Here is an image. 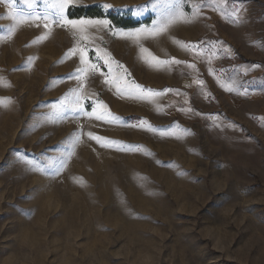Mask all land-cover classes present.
<instances>
[{
	"label": "rangeland",
	"instance_id": "obj_1",
	"mask_svg": "<svg viewBox=\"0 0 264 264\" xmlns=\"http://www.w3.org/2000/svg\"><path fill=\"white\" fill-rule=\"evenodd\" d=\"M56 2L0 0V264H264V4L250 23L185 40L217 76L198 72L206 103L192 104L171 82L176 63L150 64L141 46L183 62L175 37L210 0H72L152 18L115 27L69 19L68 6L67 20L108 21L87 41L51 15L31 18ZM179 12L155 38L124 35ZM13 14L30 19L4 39ZM77 46L99 69L82 79ZM77 96L82 110L63 106ZM104 105L110 117L89 115Z\"/></svg>",
	"mask_w": 264,
	"mask_h": 264
},
{
	"label": "crops",
	"instance_id": "obj_2",
	"mask_svg": "<svg viewBox=\"0 0 264 264\" xmlns=\"http://www.w3.org/2000/svg\"><path fill=\"white\" fill-rule=\"evenodd\" d=\"M260 3L264 4V0H226V4L222 9V14L221 10L216 6L217 0H210V4L207 6L198 7L200 15L198 20L195 21V28H190V25H188L190 23L186 20L182 26L184 28L183 34H181L182 36H178L179 38L175 37V39L183 40L185 45H187V40L197 39L205 35H218L222 33L221 28L219 29L216 23L220 24L221 27H223V24L232 27L240 22L250 23L251 16L254 13L260 14ZM233 7L240 10L238 15H233ZM178 53L180 54L179 57H182L184 61L176 64L171 82L176 84L178 90L182 88L189 91L192 104H205L206 101L203 98L202 89L200 84H198L196 76L200 71L204 73L208 82L216 83L217 76H215L213 69L215 61L212 60L209 54L193 50L192 47H182ZM189 65H195V67L193 68ZM183 72H185V75L182 74ZM177 99L179 100V98ZM183 101L185 100L183 99Z\"/></svg>",
	"mask_w": 264,
	"mask_h": 264
},
{
	"label": "snow or ice",
	"instance_id": "obj_3",
	"mask_svg": "<svg viewBox=\"0 0 264 264\" xmlns=\"http://www.w3.org/2000/svg\"><path fill=\"white\" fill-rule=\"evenodd\" d=\"M26 3L28 4L29 8H33L35 6V0H26ZM72 4V0H57L56 3H53L50 5L51 8L56 9L55 13L49 14V13H45L43 16H40L39 14H35L34 19H43L45 21L49 20L50 15L54 17V19L51 20L52 23H59L62 27L63 26H67L70 25L74 30H76V32L80 33V40L81 41H87L88 40V36H87V27L91 26V25H107L108 21L106 20H91V19H81V20H67L64 18V12L65 9ZM226 4V0H217V8H219L221 10V13L223 14V7ZM106 7H111V5H106ZM198 7L197 5H193L194 8V13L193 15L198 14ZM233 15H238L239 13V9L236 7H233ZM12 19L15 21V23L13 24L12 27L9 28L8 34L3 37L4 39H8L11 37V35L15 32L16 27L19 26L20 24L26 23L28 22V20L30 19V17L27 16H16L15 14L12 15ZM186 19L184 16L183 12H179L176 14H172L169 15L168 17H166L165 19H163L162 21L159 22H155L154 26L152 29H141V30H137L136 32H132V33H126L124 35L127 36H131V37H135L137 39V41L140 39V37L146 36V37H152L155 38L159 35H161L162 33H165L168 31L169 27L171 25H173L174 23H176L178 20H184ZM45 28L48 27V24L45 23L44 25ZM45 36L40 37V39H45ZM179 43V42H178ZM183 47H189L188 45H182ZM77 52L79 53V58H80V63L82 65V67H79L76 71L78 74L77 79H82L83 75H86L89 71H98L99 69L97 68L96 65L91 64L89 59H88V52L86 48L83 47H74L72 48L68 55H76ZM141 52L144 53L145 55L143 56V58L150 64H154L157 66L160 65H167L170 63H182L181 61L176 60L175 58H172L171 60H163L160 59L159 57H157L156 55H154L148 48H145L143 46H141ZM98 55H99V50H98ZM107 55V54H106ZM105 63H108V59H105ZM190 67H195V65H189ZM109 83H112L113 81H107ZM0 83H3V78H0ZM198 83L203 84V81H198ZM124 88H133L135 90L138 91H143L142 86L135 84L134 82L129 85L128 83H124L123 84ZM121 90V85L119 83H117V91L119 92ZM231 90V89H229ZM148 93L150 95H159V93H152V90H148ZM82 99V97L77 96L75 101L72 103H69L67 105H63V106H67L70 108H75V109H80L82 110L83 105L80 103V100ZM0 104H4V106L6 105L5 102V98H0ZM63 104V102H62ZM103 108L105 109L103 114H97L96 110L94 109L92 113H89V115H95L96 119L98 120H103L106 119L107 117H110V113L107 111V106L104 105ZM92 139H95L97 141H100L101 138L98 136H93L92 133L88 134ZM161 135H174V133H161ZM79 142V137H76L73 141V147L75 145V143ZM107 143V142H106ZM110 143H115V142H110ZM28 163H32L31 161H29ZM35 170H39V171H43V169L39 168L38 166L35 167Z\"/></svg>",
	"mask_w": 264,
	"mask_h": 264
},
{
	"label": "trees",
	"instance_id": "obj_4",
	"mask_svg": "<svg viewBox=\"0 0 264 264\" xmlns=\"http://www.w3.org/2000/svg\"><path fill=\"white\" fill-rule=\"evenodd\" d=\"M66 15L69 19L88 17V18H106L115 27H133L140 23H148L152 20L151 16L139 21H134L133 18L126 13H119L114 10H108L99 4H85L69 6L66 10Z\"/></svg>",
	"mask_w": 264,
	"mask_h": 264
}]
</instances>
